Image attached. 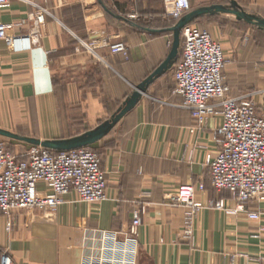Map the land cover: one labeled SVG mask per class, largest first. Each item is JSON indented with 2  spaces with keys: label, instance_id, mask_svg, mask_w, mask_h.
<instances>
[{
  "label": "crops",
  "instance_id": "crops-1",
  "mask_svg": "<svg viewBox=\"0 0 264 264\" xmlns=\"http://www.w3.org/2000/svg\"><path fill=\"white\" fill-rule=\"evenodd\" d=\"M190 4V11L225 9L197 15L191 23L223 44L233 95L263 98L264 63L257 62H264V56L256 53L254 38L264 37V28L234 11L264 19V0ZM43 9L45 20L34 27ZM0 23L13 24L9 35L31 37L28 49L0 38V128L20 125L21 133L45 141L76 138L109 124L88 145L101 156L108 199L87 203L71 192L54 215H14L11 226L0 212V254L8 252L14 264H84L86 231H124L140 204L142 264H264V201L247 203L249 210L260 212L258 220L213 206L220 199L229 207L237 205L230 191L213 187L206 164L207 154L219 148L221 115L192 131L191 112L175 93L173 66L155 74L175 40L176 20L165 0H13L0 7ZM98 35L107 42H125L128 55L106 45L98 55L79 47V38ZM180 54L181 46L177 60ZM233 75H256L262 82L248 89L249 81L239 83ZM139 86L144 90L136 104L114 123ZM258 105L264 108V99ZM184 183L205 184L196 194L203 207L190 237L183 232L186 208L170 199Z\"/></svg>",
  "mask_w": 264,
  "mask_h": 264
},
{
  "label": "built area",
  "instance_id": "built-area-1",
  "mask_svg": "<svg viewBox=\"0 0 264 264\" xmlns=\"http://www.w3.org/2000/svg\"><path fill=\"white\" fill-rule=\"evenodd\" d=\"M13 0H0V7H9ZM32 2V0H20ZM166 10L176 21L191 10L190 0H165ZM43 9L34 20L38 27L45 20ZM10 23H0V38L16 49L31 47L28 35L12 36ZM38 37V36H37ZM38 39V38H37ZM79 47L94 55L102 46L113 53L128 55L123 41L107 42L102 36L79 38ZM223 44L208 31L189 23L181 29V54L173 65L175 93L183 98L185 108L194 119L192 131L202 129L208 120L221 115L217 128L219 148L208 153L211 183L218 190H228L237 202L229 207L224 199L213 206L226 212H247L251 219L261 217L259 211L249 210L251 200L264 201V108L252 96H235L226 81ZM108 180L101 167V156L90 146L71 150H54L33 145L24 153L16 154L0 140V212L11 226L14 210H45L55 212L74 192L87 203L108 199ZM205 184L184 183L170 197L186 208L183 232L194 233V217L202 202L196 200L198 190ZM144 205L133 208L130 225L124 231L91 229L84 236V264H142L139 261V227ZM264 231V227L261 228ZM0 264H14L8 252L0 254Z\"/></svg>",
  "mask_w": 264,
  "mask_h": 264
},
{
  "label": "water",
  "instance_id": "water-1",
  "mask_svg": "<svg viewBox=\"0 0 264 264\" xmlns=\"http://www.w3.org/2000/svg\"><path fill=\"white\" fill-rule=\"evenodd\" d=\"M234 4H236V1H234ZM213 10H225V9H223V7L220 5L201 8L196 11H189L181 19L176 21L175 25L173 26L175 40L173 43L172 51L170 55L168 56L167 60L155 71V74L162 73L164 70H167L168 68L171 69L175 61L177 60L179 56V47L181 46V29L185 25L191 23L195 16L204 14L206 12H211ZM234 13H236L239 18H246L249 21L254 22L260 25V27L264 28V19L258 18V17L254 18L251 16H247L245 13L239 12V11H234ZM150 79H153V76L150 77ZM143 88H144L143 86L136 87V91L131 97V99H129L126 102L125 107L121 109L118 115H116V117L114 118V123H116L121 118V116H123L133 105L136 104L141 94V91L144 90ZM108 126H109L108 123H104L100 125V127L96 130L88 131L86 134L82 136L72 138V139H65V140H45L43 141V140L33 138V137L20 136L18 134H15L13 132L7 131L2 128H0V135L23 140L33 145H41V146L54 149V150H71V149H75V148H79L83 146H88L94 143L96 140L102 137L104 131L106 130Z\"/></svg>",
  "mask_w": 264,
  "mask_h": 264
},
{
  "label": "rangeland",
  "instance_id": "rangeland-1",
  "mask_svg": "<svg viewBox=\"0 0 264 264\" xmlns=\"http://www.w3.org/2000/svg\"><path fill=\"white\" fill-rule=\"evenodd\" d=\"M245 39L249 40V39H251V36H249V37L246 36ZM254 40H256L255 43L258 46L257 47L258 49L256 48L257 49L256 53L261 52V55L264 56V37L258 36L257 39L254 38ZM225 59H226V66H225V69H224V75H225L226 81L228 83L229 79L226 76V72H227L228 66H231V64H230V61H229V59L227 57ZM255 61L256 60H252L253 63ZM257 63L259 65H262L264 62L258 61ZM171 70L173 72V68ZM233 78L236 81H238L239 83H241V81H243L242 79L249 81L250 82V86L248 87V89H254V88H256V87L261 85L260 81L262 82V78L260 76H256V75H248V76H244V77L233 75ZM245 90H247V89H245ZM231 92H232V90H231ZM252 98L255 100V102L257 104L260 103L264 99V97L259 99L260 97H253V96H252ZM5 130L13 132L15 134H18L20 136L29 137V135H27L26 133H21L22 130H23V127L20 126V125H18V127H14L13 126L12 129L9 128V129H5ZM33 138H35V137H33ZM0 140L4 141L6 143V145H7V147L10 148L11 150H13L16 154L24 153L25 151H27L29 149L28 146L31 145V144H29V143H27V142H25L23 140H19V139L7 137V136H2V135H0ZM95 203H98V202H95ZM41 211H42V214H44V215H54V213L57 210L55 212L50 213V211H45V210H34V211L31 210V211H29V210H22V209L18 210V209H16V210L13 211L12 215H34V214L36 215V213H39Z\"/></svg>",
  "mask_w": 264,
  "mask_h": 264
}]
</instances>
